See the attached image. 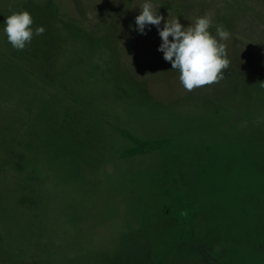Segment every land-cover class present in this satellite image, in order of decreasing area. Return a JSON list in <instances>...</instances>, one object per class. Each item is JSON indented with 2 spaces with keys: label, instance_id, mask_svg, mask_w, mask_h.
Here are the masks:
<instances>
[{
  "label": "rangeland",
  "instance_id": "1",
  "mask_svg": "<svg viewBox=\"0 0 264 264\" xmlns=\"http://www.w3.org/2000/svg\"><path fill=\"white\" fill-rule=\"evenodd\" d=\"M143 3L0 0V264H206L173 255L193 240L264 264V0H151L230 33L224 78L192 91L135 31ZM20 11L45 28L23 51Z\"/></svg>",
  "mask_w": 264,
  "mask_h": 264
},
{
  "label": "clouds",
  "instance_id": "2",
  "mask_svg": "<svg viewBox=\"0 0 264 264\" xmlns=\"http://www.w3.org/2000/svg\"><path fill=\"white\" fill-rule=\"evenodd\" d=\"M158 9L153 7L151 0H144L139 8V15L134 20L135 31L145 35L146 28L150 31V26H156L161 39L157 51L161 52L163 59L170 62L172 69L179 73L183 88L192 91L224 78L223 70L229 62L222 41L228 40L230 33L217 26L216 35L213 36L209 31L212 20L208 16L196 17L193 24L185 27L178 19L165 20L158 13ZM162 21L164 23L161 28ZM2 24L3 35L17 51L25 50L34 36H42L45 32L43 26L32 27L34 21L27 11L12 13L5 17Z\"/></svg>",
  "mask_w": 264,
  "mask_h": 264
},
{
  "label": "trees",
  "instance_id": "3",
  "mask_svg": "<svg viewBox=\"0 0 264 264\" xmlns=\"http://www.w3.org/2000/svg\"><path fill=\"white\" fill-rule=\"evenodd\" d=\"M179 184V186H180V184H182V182H179L178 183ZM184 185H182L181 186V188L183 187ZM157 203H161V200L160 201H157L156 202V206H154V207H156L157 209H169L170 207H164V208H162V207H160V206H158V204ZM158 206V207H157ZM155 209H153L152 211H154ZM186 216H189L188 214L186 215ZM193 221H192V223H191V225H193V227H195V229L197 228V218H196V215L194 214V212H191L190 213V216H189ZM186 227L188 228V233H190L191 234V231L190 230H192V229H189V226L188 225H186ZM186 229V228H185ZM193 234V233H192ZM199 234V231L197 232V235ZM187 237V236H186ZM191 237V236H190ZM192 238V237H191ZM193 243H194V240H193V242L192 243H189V242H184L183 244H181L178 248H176V250L175 251H173V255L175 254V255H177V254H181V253H185V254H187L188 256H190V257H192V256H195V257H201V259H202V261L204 262V263H206V264H219L218 263V261H216V260H212V259H210L209 258V254H210V252L208 251V246L209 245H203V246H201L200 245V243H198V245H193ZM192 245V246H191ZM192 247L194 248V249H196V250H198V253H196V252H194L193 251V249H192ZM174 259V257L172 256V257H170V258H167V259H164L163 261H161L159 264H168V262L169 263H171L172 262V260ZM17 264H39V263H37V262H35V261H33V262H27V261H21V262H19V263H17Z\"/></svg>",
  "mask_w": 264,
  "mask_h": 264
}]
</instances>
